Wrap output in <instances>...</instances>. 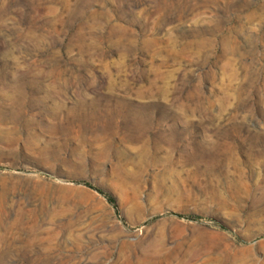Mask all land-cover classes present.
Returning <instances> with one entry per match:
<instances>
[{"label":"rangeland","instance_id":"1","mask_svg":"<svg viewBox=\"0 0 264 264\" xmlns=\"http://www.w3.org/2000/svg\"><path fill=\"white\" fill-rule=\"evenodd\" d=\"M0 264H264V0H0Z\"/></svg>","mask_w":264,"mask_h":264},{"label":"trees","instance_id":"2","mask_svg":"<svg viewBox=\"0 0 264 264\" xmlns=\"http://www.w3.org/2000/svg\"><path fill=\"white\" fill-rule=\"evenodd\" d=\"M87 185V184H86ZM88 187L92 188L91 186L87 185ZM100 193L104 194L102 191L98 190ZM109 202L114 203V200L111 197H108Z\"/></svg>","mask_w":264,"mask_h":264}]
</instances>
